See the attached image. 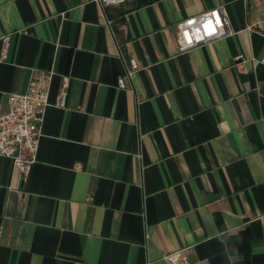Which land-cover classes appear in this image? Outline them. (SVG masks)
Returning <instances> with one entry per match:
<instances>
[{"label":"crops","instance_id":"crops-1","mask_svg":"<svg viewBox=\"0 0 264 264\" xmlns=\"http://www.w3.org/2000/svg\"><path fill=\"white\" fill-rule=\"evenodd\" d=\"M219 6L233 34L180 52L177 23ZM263 14L0 0V115L34 70L52 74L37 163L24 177L0 156V264H165L184 248L187 264H264V32L246 30ZM118 19L141 67L126 89Z\"/></svg>","mask_w":264,"mask_h":264},{"label":"built area","instance_id":"built-area-1","mask_svg":"<svg viewBox=\"0 0 264 264\" xmlns=\"http://www.w3.org/2000/svg\"><path fill=\"white\" fill-rule=\"evenodd\" d=\"M96 1L105 10L110 5L122 4L126 0ZM262 4L264 7V0ZM108 24L112 27L111 20H108ZM176 30L180 52H187L233 34L226 20L225 10L220 6L178 22ZM246 30L264 32V14L250 22ZM118 46L125 68L118 77L117 86L126 89L127 82L133 81L141 67L135 59L126 56L121 44L118 43ZM7 48L8 38L5 41V53ZM261 63L264 65V57ZM51 81L52 74L44 76L39 70H34L27 91L9 94V111L0 115V156L11 160L24 177L29 175L38 161L44 115L50 105ZM70 86V78L64 77L59 94V107L66 105ZM188 250L184 248L163 254L161 260L165 264H187Z\"/></svg>","mask_w":264,"mask_h":264},{"label":"trees","instance_id":"trees-1","mask_svg":"<svg viewBox=\"0 0 264 264\" xmlns=\"http://www.w3.org/2000/svg\"><path fill=\"white\" fill-rule=\"evenodd\" d=\"M123 20H114V22H112V26H113V31H114V35L118 41L119 44H121L122 48L125 49V33H124V29L122 28V24H123ZM126 56L128 57V55L126 54Z\"/></svg>","mask_w":264,"mask_h":264}]
</instances>
